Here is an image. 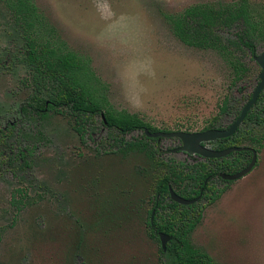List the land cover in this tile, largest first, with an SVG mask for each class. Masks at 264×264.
<instances>
[{
	"label": "rangeland",
	"instance_id": "rangeland-1",
	"mask_svg": "<svg viewBox=\"0 0 264 264\" xmlns=\"http://www.w3.org/2000/svg\"><path fill=\"white\" fill-rule=\"evenodd\" d=\"M6 1L0 0V264H161V244L146 228L152 187L164 167L143 152H120L112 140L117 133L99 117L92 137L82 139L67 112L39 118L23 111L34 90L23 63L25 41ZM33 2L68 49L89 61L110 106L161 132H202L213 121L225 128L257 85L260 69L247 48L233 51L249 67L235 82L224 57L183 43L173 20L193 7L245 9L249 24L241 20L218 34L228 43L249 33L261 54L264 0ZM250 131L262 139L256 167L237 181L216 179L224 194L213 204L202 202V220L190 237L218 264H264V125L246 124L241 135ZM152 144L161 162L192 166L197 160L173 152L178 138Z\"/></svg>",
	"mask_w": 264,
	"mask_h": 264
},
{
	"label": "trees",
	"instance_id": "trees-1",
	"mask_svg": "<svg viewBox=\"0 0 264 264\" xmlns=\"http://www.w3.org/2000/svg\"><path fill=\"white\" fill-rule=\"evenodd\" d=\"M6 5L25 41L26 52L23 63L30 69V84L34 90V96L23 107V111L39 118L46 117L50 112H67L74 120V128L82 139L87 135L92 137L96 130L95 122L99 117L103 127L117 133L112 140L115 146H119L120 152H143L152 163L156 162V168L164 167L165 172L157 175V181L152 187L153 200H157L158 197L165 200L169 197L170 187L178 194L188 195L191 193L190 187L203 186L208 178L215 180L221 173H237L250 164L252 153L249 151H244L242 154L244 157L249 155L250 158L244 160L243 166H235L234 169L224 158L205 159L206 162L192 166L184 163L175 165L173 161L167 163L159 161L157 156L161 151L152 143L161 138H149L145 130L150 133L161 131L138 115L117 111L110 106L103 94V86L90 68L89 61L68 49L67 43L61 39L57 29L48 23L33 0H7ZM241 20L249 24L245 9L214 11L205 6L193 7L173 20V30L175 35L188 46L210 48L219 52L232 66L237 82L249 73V67L245 61L242 62L240 58L234 57L233 51L245 47L256 55L255 37L242 32L238 35L239 43L235 41L225 43L218 31L230 29ZM259 34L260 39L263 40L264 32ZM228 105V102L224 103L222 112L230 111ZM214 124L213 121L205 130L216 128ZM246 124L260 126L264 125V120L254 119L253 114L250 113L242 126ZM242 126L234 137L221 140L218 149L223 150L230 146L241 147L244 141H247L254 143V148L258 150L262 139L253 135L252 131L242 136ZM137 131L143 132L138 141H125V136ZM249 134L252 136H247ZM227 141L231 143L226 144ZM185 183L187 185L182 189ZM223 194L224 190L213 191L212 203L219 200ZM184 208L180 216L178 213H169L160 220L155 218L153 224H151L150 211L147 235L158 242L159 233H165L172 238L166 251L160 247L161 264H218L209 254L192 244L190 237L201 221V216H191L187 208Z\"/></svg>",
	"mask_w": 264,
	"mask_h": 264
},
{
	"label": "flooded vegetation",
	"instance_id": "flooded-vegetation-1",
	"mask_svg": "<svg viewBox=\"0 0 264 264\" xmlns=\"http://www.w3.org/2000/svg\"><path fill=\"white\" fill-rule=\"evenodd\" d=\"M261 54H258L257 52H256V55H253L252 53L250 54V56H251L250 57V62H253L260 69V73H259L258 77L256 78L257 85L254 88V90L251 92V94L248 96L245 104H241V105H239V107L237 109H234L233 110V119H234V121L239 117V115L241 114V112L244 109V107L252 99V96H253L256 88L259 86V84L261 82L260 75L262 74V67L256 61V57L259 56V55H261ZM250 113L253 114L254 119L264 120V90L260 94L259 99H258V102L250 110V112L248 113V115ZM234 121L231 124H229L227 127L222 128V129H228L234 123ZM212 129H221V128H212ZM239 129L236 131V133L232 137H234L237 134V132L239 131ZM137 132H139V131H137ZM137 132H134V133H137ZM140 133L143 134V132H140ZM232 137L226 138V139H231ZM221 140H225V139H221ZM221 140H217V141H221ZM136 141H138V138L135 139L133 142H136ZM179 142H180V146L178 148L174 149L173 152H175L177 149H179L182 146V143H181L180 140H179ZM214 142H210V143H207V144H203V146L208 147V148L213 149V150H219L218 149V147H219L218 145L211 146V144H213ZM241 147H244V146H241ZM231 148H239V147L230 146V147H226L223 150H227V149H231ZM220 151H222V150H220ZM243 152L244 151H240V152L239 151H236V152L233 151L231 154H229L228 156L223 157V158L226 159V161H228L232 165V169H234L235 166H237V167L243 166V164H244V154H242ZM249 152H251V151H249ZM177 153H183L188 158H197V160L195 161V163H193V165H195L197 163H200V162H206L205 159H207V158L201 157L200 155H190V154H187V153H184V152H177ZM252 157H253V153L251 155V159H252ZM223 158H220V159H223ZM213 160H217V159H213ZM235 160H236V165H235ZM185 165H188V164H185ZM227 170H228V172H230L229 168ZM239 172H237V173H239ZM237 173H229L228 175H235ZM222 174H227V173H221L220 176H219V178H217V179L224 180L221 177ZM215 181H216V179L215 180L214 179L211 180L210 178H208L205 181V183H204L203 186L190 187V190L189 191L191 193L188 194V195L178 194L173 188L170 187L169 191L171 189H173L180 197H182V198H184L186 200L194 201V202L191 203V204H189V205L180 204V203H178V202H176V201H174L172 199L171 194L165 200L164 199L161 200L160 197H158V199L157 200H153V203H152V209H151V212H152L151 224H153L155 218H158V220H160V218L162 216H166L169 213H171V214L178 213V216H180V214H182L184 212V210H185L184 207L187 208V212H189V214L191 216H196V217H200L201 216V220H202L204 207L201 204H202L203 201H207L208 204H211L212 203L213 191H216L217 192V190L215 188V183H214ZM228 182H230V181H228ZM186 185H187L186 183L183 184L182 189H184L186 187ZM197 191H199V194L198 195H197ZM22 193H23V191H21V196H22ZM189 195H191V196H189ZM17 199H18L17 196L14 197V204H17L18 205V204H20V199H19V201H17ZM174 203H176L177 205H173ZM199 223L197 224V226L199 225ZM146 229H147V231L149 230L148 224H147V228ZM160 234H162V233H159V239H160L159 243L161 244V248H162V242H161ZM169 242H168V244H169Z\"/></svg>",
	"mask_w": 264,
	"mask_h": 264
},
{
	"label": "water",
	"instance_id": "water-1",
	"mask_svg": "<svg viewBox=\"0 0 264 264\" xmlns=\"http://www.w3.org/2000/svg\"><path fill=\"white\" fill-rule=\"evenodd\" d=\"M256 61L262 67V74L260 75V84L256 88L252 99L247 103V105L242 110L239 117L234 121V123L228 129H209L202 132H157L150 133L146 130V134L149 138H178L182 146L177 149L175 152H184L190 155H200L203 158L207 159H220L228 156L233 151H251L253 153L252 160L250 164L242 171L235 175L222 174L221 177L226 181H237L240 180L247 175H249L258 162V152L256 149L252 147H239V148H231L227 150H213L208 147L203 146V144H207L210 142H214L221 139H226L232 137L236 131L243 125L246 120V117L250 110L255 106L258 102L259 96L264 90V53L256 57ZM104 117V116H103ZM171 197L174 201L189 205L194 201L186 200L180 197L173 189L170 190ZM162 249L164 251L167 250L168 242L171 240V237L167 234H160Z\"/></svg>",
	"mask_w": 264,
	"mask_h": 264
}]
</instances>
